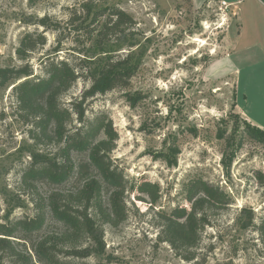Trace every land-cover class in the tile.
<instances>
[{"label":"rangeland","instance_id":"1","mask_svg":"<svg viewBox=\"0 0 264 264\" xmlns=\"http://www.w3.org/2000/svg\"><path fill=\"white\" fill-rule=\"evenodd\" d=\"M83 1L0 0V67L28 64L35 77L44 74L50 59L78 67L92 40L77 33L69 19ZM89 1L117 6L132 16L131 29L112 35L107 49L122 57L133 51L136 71L127 87L84 103L87 118L112 120L118 139L111 158L131 187L125 220L103 226L106 252L91 256L88 264H264V241L257 229L264 215V128L242 113L264 123V1ZM45 15L60 21L61 28L39 25ZM27 33L34 41L43 33L47 41L35 42L22 59L17 49ZM56 48L61 50L55 53ZM91 84L89 77H80L61 96L62 103L71 107ZM13 86L14 81L0 85L2 222L7 216H35L38 204L58 188L46 180L32 185L24 180L32 153L53 154L57 145L41 134L31 115L18 111ZM198 178L225 190L230 203L208 212L194 259L185 260L160 239V218L176 206H189L188 185ZM144 180L158 184L157 201L133 188ZM243 209L254 217L247 229L241 222L249 213L239 221ZM44 211L46 225L33 234L35 239L59 229L49 209ZM2 261L11 264L7 256Z\"/></svg>","mask_w":264,"mask_h":264},{"label":"trees","instance_id":"2","mask_svg":"<svg viewBox=\"0 0 264 264\" xmlns=\"http://www.w3.org/2000/svg\"><path fill=\"white\" fill-rule=\"evenodd\" d=\"M80 6L73 10L69 24L92 42L88 50L81 52L78 67L66 59H50L44 65V74L38 77L33 76L28 64L19 68L0 67V85L14 81L12 89L18 111L31 115L41 134L57 145L53 154L32 153L24 180L31 185L46 180L58 186L47 194L44 204H38L35 216L15 220L7 216L5 222L0 221V264L4 256L11 264H88V258L106 252L103 226H117L126 218V195L131 187L128 188V180L111 158L118 132L108 117L87 118L84 103L97 94L129 85L136 71L133 51L124 57L117 56L107 49V44L112 35H124L131 29L134 20L117 6H94L89 0ZM37 23L45 29L61 28V22H53L48 15ZM37 39L34 41L31 33L23 37L17 49L20 58L35 49V42L46 44L45 34L41 33ZM60 50L56 48L55 53ZM82 76L92 80L91 86L71 107L65 106L61 96ZM75 154L85 158H76ZM69 182L73 185L64 189ZM133 188L153 202L159 197L156 183L139 181ZM187 201L189 206H176L161 214L160 239L183 259L192 260L209 224L208 212L224 208L230 203V196L221 187L198 178L188 185ZM46 208L59 229L46 230L35 239L33 234L44 230L46 225ZM245 213H249L248 219L241 226L247 229L254 225V217L243 209L239 221ZM257 229L264 241V215Z\"/></svg>","mask_w":264,"mask_h":264},{"label":"crops","instance_id":"3","mask_svg":"<svg viewBox=\"0 0 264 264\" xmlns=\"http://www.w3.org/2000/svg\"><path fill=\"white\" fill-rule=\"evenodd\" d=\"M242 113L244 114V117L250 121L251 123H253L254 125H257L259 127H262L264 128V123L263 122H260V121H257L256 119H254L251 115H249V113L246 112V110H243L242 109Z\"/></svg>","mask_w":264,"mask_h":264}]
</instances>
